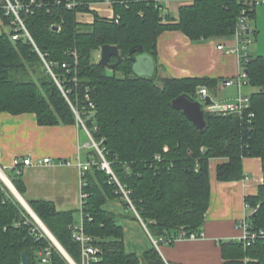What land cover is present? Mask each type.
I'll return each instance as SVG.
<instances>
[{
	"label": "trees",
	"instance_id": "obj_1",
	"mask_svg": "<svg viewBox=\"0 0 264 264\" xmlns=\"http://www.w3.org/2000/svg\"><path fill=\"white\" fill-rule=\"evenodd\" d=\"M64 1L43 0L44 5L34 7L25 17L27 28L45 59L57 63L52 70L72 101L78 97L84 102L85 88H89L95 104L94 137L103 146L119 181L131 191L132 204L149 232L155 237L180 231L185 236L199 235L210 205L213 173L220 182L241 180L242 159L254 156L261 160L263 181L256 195L245 200L250 207L259 205L250 218L257 226H264V55L249 56L242 62L247 86L253 88L249 109L253 116L240 118L207 111L202 131L170 102L183 93L195 98L199 85L214 93L218 78L134 73L138 54L147 53L156 59L158 38L166 30H179L191 40L231 36L242 5L236 0H177L183 3L172 17L161 13L159 0H129L113 7L119 15L118 23L95 15L94 23L84 25L77 21L76 11L88 10L87 3L94 0H79L81 4L73 9L66 8ZM254 11L249 12V18ZM103 44H116L125 54L134 44H141L143 50L122 59L110 74L93 59V51ZM72 50L78 54L77 64L68 73L60 65L72 62ZM110 60L115 62L116 58L111 56ZM75 75L77 84L71 79ZM1 112L33 113L39 125L75 122L69 103L32 43L25 38L13 40L3 31ZM90 153L99 159L95 150ZM13 173L8 178L24 196L21 173ZM109 178L96 166L83 175V190L88 194L83 211L90 216L85 217L84 230L98 249L97 259L89 264H163L155 246L140 254L126 250L123 225L105 205L119 199L130 208ZM27 202L70 257L80 262V243L72 238L69 227L78 210L60 211L44 200ZM130 211V217L138 220ZM33 224L35 221L0 179V264H21L22 251L30 264H40L45 248L50 249L51 263L69 264L47 236L37 238L31 232ZM219 244L222 264H264V243L258 240L246 248L236 239Z\"/></svg>",
	"mask_w": 264,
	"mask_h": 264
},
{
	"label": "crops",
	"instance_id": "obj_2",
	"mask_svg": "<svg viewBox=\"0 0 264 264\" xmlns=\"http://www.w3.org/2000/svg\"><path fill=\"white\" fill-rule=\"evenodd\" d=\"M181 3L183 1L168 2L165 5L166 14L175 17ZM254 10V16L248 23L255 42L252 47L247 46L250 57L264 55V4ZM2 30L0 26V33ZM219 44L225 48L233 45L234 40L231 36L191 40L179 30H166L158 38L156 59L147 53L138 54L134 72L142 76L176 78L210 75L218 78V88H222L229 85L225 83L226 80L239 74L240 61L237 54L219 49ZM250 88L247 91L244 86L237 87V95L251 93L253 88ZM86 142L87 134L75 123L39 125L33 113H0V166L9 165L15 156L50 157L53 161L51 165L23 168L20 179L24 183L22 197L26 201H50L60 211L78 210L80 175L74 159L78 153L82 160L92 156L91 149L84 147ZM62 160L70 162L60 164ZM242 165L244 178L228 182L217 181L212 167L211 199L202 226V238H185L173 244H160L158 250L161 257L171 264L223 263L219 242L238 236L235 222L248 215L244 207L245 197L256 195L263 181L259 157H244ZM105 207L118 215V221L124 228L128 252L140 254L153 246L139 220L130 217V209L119 199L110 200ZM46 264L53 263L49 261Z\"/></svg>",
	"mask_w": 264,
	"mask_h": 264
},
{
	"label": "built area",
	"instance_id": "obj_3",
	"mask_svg": "<svg viewBox=\"0 0 264 264\" xmlns=\"http://www.w3.org/2000/svg\"><path fill=\"white\" fill-rule=\"evenodd\" d=\"M129 0H94L88 2V10L86 11H76V19L79 23L84 25H89L94 23L95 15L98 17L108 20L109 22L118 23L119 15L114 11L115 3L127 2ZM171 0H159L158 3L162 4L161 13L163 15L166 14V4ZM237 3L242 5L241 12L239 16H237V24L232 34V38L234 40L233 45L226 46L224 48L223 44L217 45L219 49H225L229 53H235L238 55V59L240 61V72L235 78H231L225 81L226 84H236L238 88L247 85L246 81V72L243 69L242 62L247 61L249 59V55L247 54V44L250 42L251 38V29L249 27V12L254 10L257 6L263 5L264 0H236ZM64 5L68 9L75 8L78 4H81L82 1L79 0H65ZM58 3H60L58 1ZM44 5L43 0H0V26H8L10 31L7 32L11 39L17 40L20 38L27 39L34 46L35 50L38 52L39 56L43 60L47 71L54 77L57 81L59 88L61 89L63 95L65 96L67 102L69 103L71 110L74 114L75 124L82 128L87 134V142L84 144V147L93 149L97 152L98 158L95 156H90L87 160H82L80 158L79 153L75 157V164L79 169L80 175V203L77 211V216L69 226L71 230L72 238L80 243L81 247V259L82 264H89L92 260H96L97 256V248L92 245V237L88 235L84 230V220L85 217H90L88 214H85L83 211V205L85 204L86 198L88 196L87 192L83 190V186H85V181L83 179L84 172L89 169L91 166L99 167L107 174L110 175V182H114L117 185L116 192L120 194L121 199L127 202L129 208H131L139 218V215L132 204L130 199V190L127 189L117 178L115 172L113 171L110 162L106 159L104 155V148L100 145V141H97L94 137V131L97 129V125L95 122V104L90 99L89 96V88H85V100L84 102H80L78 97L75 101H72L68 92L65 91L62 84L59 80H57L56 75L52 70V66H56L57 63L48 62L45 59V55L39 50L37 45L35 44L31 33L29 32L26 25V16L28 14L33 13V8L41 7ZM70 56H72V62L67 63L63 62L60 66L65 68L66 72L70 73L72 69H74L77 64L78 54L76 50H72L70 52ZM72 81L77 84V76L75 75L71 78ZM210 95L208 89L206 87H200L196 92V100L201 102L202 107L205 112L210 111L215 112L217 114L225 115V114H233L237 115L240 118L246 117L251 118L253 116V112L250 109V93L242 94L239 93L235 99L227 100L224 102H216L213 104L204 105V98ZM164 150H167V147H164ZM156 159H160V156L157 155ZM216 160V159H214ZM69 160H62L59 163H68ZM53 163L50 157L43 158H32V157H21L15 156L12 158L9 165L1 167L5 169H10L17 174H20L25 166H33V165H51ZM4 172V171H3ZM259 205L256 207H250L247 202L244 203V207L248 210V215L238 219L235 222V228L239 231V234L236 240L242 242L243 246L246 248L254 244L257 240L264 243V226H257L250 218L251 213H253ZM30 215V214H29ZM31 216V215H30ZM32 217V216H31ZM33 219V217H32ZM34 220V219H33ZM35 224L30 225L31 232L35 234L37 238L40 236H47L49 239V234L41 227V225L36 221ZM26 223L28 220H26ZM31 224V223H30ZM145 227V225L143 224ZM146 229V227H145ZM149 234V233H148ZM202 231L199 235L190 234L189 236H185L183 231H180L176 235H168V236H159L157 238L152 237L150 234V238L154 246L158 249L160 244H171L180 239H194V238H202ZM163 258V257H162ZM51 259V252L49 248H45L41 254L40 264L49 263ZM163 264H171L170 261L163 258Z\"/></svg>",
	"mask_w": 264,
	"mask_h": 264
},
{
	"label": "water",
	"instance_id": "obj_4",
	"mask_svg": "<svg viewBox=\"0 0 264 264\" xmlns=\"http://www.w3.org/2000/svg\"><path fill=\"white\" fill-rule=\"evenodd\" d=\"M142 50H143V46L141 44H134L129 48L128 53L125 54L116 44H111V45L103 44L100 46L97 64L112 71V69H114L116 65L122 61V59H125L128 56L132 55L133 53L140 52ZM111 56H114L116 58L115 62H111L110 60ZM170 103L174 109L181 110L185 115V117H187L198 130L202 131V129H204L206 125L205 118L203 116L205 110L202 107L201 102H198V100H196L195 98L183 93L175 97ZM210 103L213 104L214 100L212 99L211 95H207L204 98L203 104L210 105ZM0 171L3 172L1 167H0ZM5 177L6 180L0 174V179L3 181V183H5L8 189L12 192V194L16 197V199L22 204V206L26 209V211L33 217V219L36 220V217L38 218V216L32 210L28 202L22 197L20 193H18V190L15 188V186L13 185L11 180L7 177V175H5ZM36 221L41 225V227L46 231V233L49 234L50 239L53 241L55 246L61 251L64 257L72 264H74L72 258L68 255L65 249H63V247L58 243L56 238L52 235V233L48 230V228L44 225V223L41 220H39V218ZM21 264H30L25 251L21 252Z\"/></svg>",
	"mask_w": 264,
	"mask_h": 264
},
{
	"label": "rangeland",
	"instance_id": "obj_5",
	"mask_svg": "<svg viewBox=\"0 0 264 264\" xmlns=\"http://www.w3.org/2000/svg\"><path fill=\"white\" fill-rule=\"evenodd\" d=\"M250 21V20H249ZM2 31L3 32H9L10 31V28L8 27V26H6V25H4V26H2ZM231 37H232V35H231ZM35 42V41H34ZM255 42H254V40H253V37L251 36V38H250V42H248V44H247V46L248 45H250V47H252L253 46V44H254ZM36 44V43H35ZM249 47V46H248ZM99 50H100V47L97 49V50H95V51H93V59L97 62V60H98V57H99ZM28 70H29V72H30V74L31 75H33L34 76V74H33V72L30 70V68H28ZM107 70V73H110L111 74V70H109V69H106ZM135 73V72H134ZM137 74V73H136ZM120 75V74H119ZM137 75H139V74H137ZM140 76V75H139ZM203 85H199V86H197L196 87V92H197V90L200 88V87H202ZM203 87H205V86H203ZM207 88V87H206ZM244 89L245 90H250L251 88H250V86H244ZM209 91V90H208ZM210 93V92H209ZM236 96H237V86L235 85V84H229V85H227V86H225V87H222V88H216V90H215V92L214 93H211V97H212V99L214 100V101H216V102H224V101H227V100H233V99H235L236 98ZM195 98H196V95H195ZM75 123V122H74ZM213 165V164H212ZM0 167H3L2 165L0 166ZM3 171H4V173L8 176V177H13V171H11L10 169H5V168H3ZM22 205V204H21ZM131 209V208H130ZM26 210V209H25ZM132 210V209H131ZM29 214V213H28ZM36 214V213H35ZM37 215V214H36ZM76 216H77V214H76ZM40 220V219H39ZM138 220H139V222L141 223V225H142V227L144 228V230L146 231V233L148 234H150L152 237H154V238H157V237H155V236H153L150 232H149V230H148V228H147V224H146V222L139 216V218H138ZM143 224L145 225V227H146V229H145V227L143 226ZM45 225V224H44ZM46 226V225H45ZM49 230V229H48ZM50 231V230H49ZM149 234H148V236H149ZM149 238H150V236H149ZM51 240V239H50ZM150 240H151V238H150ZM52 241V240H51ZM151 242H152V240H151ZM52 243H53V241H52ZM54 244V243H53ZM55 245V244H54ZM152 245L154 246V244L152 243ZM59 250V249H58ZM60 251V250H59ZM61 252V251H60ZM69 255V254H68ZM64 256V255H63ZM70 256V255H69ZM80 260V259H79ZM76 264H82V260H80V262H76V261H74Z\"/></svg>",
	"mask_w": 264,
	"mask_h": 264
},
{
	"label": "bare ground",
	"instance_id": "obj_6",
	"mask_svg": "<svg viewBox=\"0 0 264 264\" xmlns=\"http://www.w3.org/2000/svg\"><path fill=\"white\" fill-rule=\"evenodd\" d=\"M0 174L3 176V178L6 180V177H5V173H3V172H1L0 171ZM28 206V205H27ZM36 217V216H35ZM36 220H38V218L36 217ZM57 242V241H56ZM59 243V242H58ZM60 247V246H59ZM61 248V247H60ZM64 249V248H63ZM73 260V259H72ZM74 261V260H73ZM74 264H76L75 262H74Z\"/></svg>",
	"mask_w": 264,
	"mask_h": 264
}]
</instances>
